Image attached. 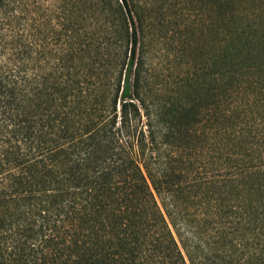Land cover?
Wrapping results in <instances>:
<instances>
[{"label":"trees","instance_id":"obj_1","mask_svg":"<svg viewBox=\"0 0 264 264\" xmlns=\"http://www.w3.org/2000/svg\"><path fill=\"white\" fill-rule=\"evenodd\" d=\"M93 2L100 30L55 75L0 73L30 141L0 142V264H264V0H213L205 60L174 80L137 0Z\"/></svg>","mask_w":264,"mask_h":264},{"label":"rangeland","instance_id":"obj_2","mask_svg":"<svg viewBox=\"0 0 264 264\" xmlns=\"http://www.w3.org/2000/svg\"><path fill=\"white\" fill-rule=\"evenodd\" d=\"M94 0H3L0 6V73L12 86H31L56 74L63 55L74 41V31H99L101 10ZM150 22L149 64L174 80L205 60L203 44H211L213 0H137ZM161 33L160 40L153 33ZM207 32V33H206ZM25 102V101H24ZM18 111L0 120V142L5 147L25 141L14 134Z\"/></svg>","mask_w":264,"mask_h":264}]
</instances>
